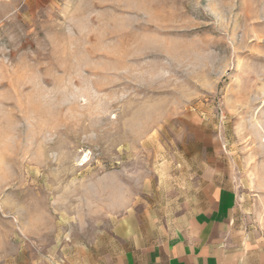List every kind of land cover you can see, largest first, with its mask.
<instances>
[{
  "label": "rangeland",
  "instance_id": "obj_1",
  "mask_svg": "<svg viewBox=\"0 0 264 264\" xmlns=\"http://www.w3.org/2000/svg\"><path fill=\"white\" fill-rule=\"evenodd\" d=\"M219 165L264 236V0H0V264L118 250Z\"/></svg>",
  "mask_w": 264,
  "mask_h": 264
},
{
  "label": "crops",
  "instance_id": "obj_2",
  "mask_svg": "<svg viewBox=\"0 0 264 264\" xmlns=\"http://www.w3.org/2000/svg\"><path fill=\"white\" fill-rule=\"evenodd\" d=\"M238 187L235 172L206 167L192 188L179 184L159 211L150 213L144 203L135 226L134 214L122 219L118 250L109 236L104 251L98 252L96 241L72 255L62 250V264H264V236L244 229Z\"/></svg>",
  "mask_w": 264,
  "mask_h": 264
}]
</instances>
